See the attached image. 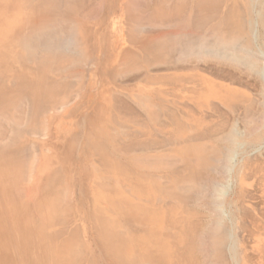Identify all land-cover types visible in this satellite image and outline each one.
Returning <instances> with one entry per match:
<instances>
[{
  "label": "bare ground",
  "instance_id": "bare-ground-1",
  "mask_svg": "<svg viewBox=\"0 0 264 264\" xmlns=\"http://www.w3.org/2000/svg\"><path fill=\"white\" fill-rule=\"evenodd\" d=\"M123 33L125 46L118 51L115 39ZM259 38H264V0H0V264L255 263L249 250L259 254L257 264H264V211L257 203L252 206L256 196L250 193V172L235 165L240 130L235 125L221 129V120L216 129L199 124L211 112L205 110L215 107L213 99L225 101L223 92H229L211 77L212 61L219 64L217 72L228 62L264 79ZM158 67L175 74L179 99L168 104L146 93L138 101L146 104L145 115L155 123L162 116L175 121L171 138L163 140L154 134L163 128L145 121L141 125V115L125 105V95H136L119 90L126 82L113 81L114 71H123L121 79L127 69L141 68L145 72L135 86L152 89L154 82L163 81ZM84 80L98 94L105 88L108 99L102 102L108 105L104 112L97 109L98 117L91 114L86 90L87 101L73 109L92 128L81 134L85 140L78 159L70 162L72 169L66 166L63 178L64 165L48 170L39 152L24 156L20 147L33 140V148L37 136L49 135L52 120L80 95ZM253 100L240 102H245L247 117L254 111ZM120 104L125 106L119 110ZM124 107L132 115L122 114ZM250 117L246 124L260 119L255 113ZM99 118L101 124L94 125ZM251 131L244 132L247 139ZM81 167L94 169L95 180H101L99 196L110 207L99 204V214L84 221L80 215L77 220L83 222L72 228L58 216L72 207ZM28 176L33 182L20 192ZM49 181L60 189L51 186L45 192ZM38 187L45 195L40 189L41 198L33 200ZM63 198L67 202L62 206ZM29 199L36 202L39 218L29 212ZM78 225L86 242L93 235L99 258L94 253L87 258Z\"/></svg>",
  "mask_w": 264,
  "mask_h": 264
},
{
  "label": "rangeland",
  "instance_id": "rangeland-1",
  "mask_svg": "<svg viewBox=\"0 0 264 264\" xmlns=\"http://www.w3.org/2000/svg\"><path fill=\"white\" fill-rule=\"evenodd\" d=\"M5 15H6V13H5ZM3 18H4V15H3ZM120 36H119V40H118V42H120L118 44V47H117L118 49L119 48H122L123 46H125V43H123L124 42V39H125L124 33H123V35L121 34ZM259 39H260L258 41L259 42L258 43L259 44V47L262 48V49H264L263 48L264 47V43H263L264 38H259ZM105 57L106 56L104 55L103 56V59L101 61L102 65L104 64V62L106 60ZM212 60H214V59H212ZM212 60L210 59L209 60L210 61L209 63H211ZM263 60H262V65H264V61ZM211 64H213V65L215 64L216 65V67L213 68V74L212 75H214V76H211V77L216 82H219L220 84H223V85L227 86L229 88L228 89L229 92H223L225 94V96H226L225 101H223V99H220V98L219 99H213V101L215 102L214 103V106H215L214 108H216V106H218V108L214 109L213 107H211L213 109H210L209 108L208 111L206 109L205 111L207 112V114H209V112L211 111L210 112L211 115L210 114L209 115H206L207 117L204 116L205 117V119L203 120L204 122L202 121L199 124H200V126L201 125L203 126L204 123L207 124V125H210L211 124L210 125L211 128H210V126H206V125L205 126L206 127H209L210 129H213V127H215V129H216V128H218V126L220 127V125H218V123H220V120H221V126H222V127H220L221 129H224V127L226 126L225 128L228 130V128L231 125H235L236 127L239 128L240 133H241V136H240L239 142L237 144V151H236L237 153H236V157H235V163L236 164L235 165H236L237 169L245 167L247 169V172H250V173H248V175L250 174L249 175L250 176V182L252 183V185L250 186V193L252 192L251 193L252 196H254V197L256 196L255 198L252 199V202H251L254 205H252V204L251 205L252 206H255L256 203H257L258 206L260 205L259 206L260 209H262V211H264L263 210L264 209V198H263V195H264V170L258 171L259 170V168H258L259 165H263V167H264V126H261V128H259L258 130H255V128L252 129L253 128V125L256 124V123H260V122L264 123V121L261 120L262 119V116L264 117V110H263V108H264V106H263V104H264V79L261 76H259L255 71L253 72L252 70L246 69L243 66H239V65L238 66L237 65L235 66L234 64H228V62H227L226 64L221 65V67L224 66V67H222L223 69L221 68V71L220 72H217L216 69L219 67L218 66L219 65L218 62L216 60H214V61H212ZM158 69L160 70L158 73H160L159 75H160L161 78H163V81L160 80L158 82V80H157V82H154L155 84H153V88H152L153 91L150 88H144L143 86H141V84H140L139 87L137 85L135 86V82L138 81V79H140L141 76L143 75L141 73H143L144 70L143 69L141 70V68H139V70H138V68L135 69V70L133 68V71L132 70L129 71L127 69L128 72H126V71H124V72H126L128 74H126L124 76H121V77H123L121 79H120V77H118V75L120 74L119 73V70L117 72L114 71L113 74L116 75L115 76L116 78L118 77V80L116 81V78L114 77V80L113 81H114V83L115 82H118L119 80H121V82L119 81L120 83H122L123 81L126 82L124 84L127 85V86H121L120 89H119L122 93L123 92L125 93V90L126 89H129V91H130L131 89L135 88L137 90V92H135V93L133 92L134 94H136L135 96L132 95L133 97H131V96L130 97H127V95H125L126 96V100L131 101V102L134 103L135 109H136V113L139 114V116L141 115L140 116L141 119L139 118L140 119V122H141L140 123L141 125L144 126L145 124H143L142 122L145 121V122H148L149 125H151V128H153V127H156V128L158 127L159 129L160 128L161 129L163 128V132H164V129H166L167 133H166V131H165V133H163V132H158L157 133V131L154 133L155 136H156L155 137L156 139L163 140V139L171 138L170 136H171V134L173 133V130H174L173 127H175V125H176L175 121H173V120L170 121V119H167L166 116H162L161 120H159L158 123L157 122L155 123L153 119H149V118H147L148 116L145 115V110L147 108V107H145L146 104L144 105V104H142L141 102L138 101V96H142L140 94H144L145 95L146 93H148L149 95H154V96L156 95L155 99L157 101H159V102L164 101V102H167L168 104H171V100L172 99L174 101H176L175 99H177V100L179 99L180 96H178V94H179L178 90H179V86L180 85L178 86L179 82L175 81V78L173 77V75H175V74L173 73V75H171L170 74L171 73V70H165V69L162 70V67H158ZM215 70H216V73H215ZM222 70H223V73H221ZM227 70H228L229 73H231V76L227 72ZM244 70H245V72H244ZM218 73H220V78L221 79L219 78V74ZM121 74L122 75L124 74L123 71H122ZM162 74L163 75L165 74L164 77H163ZM215 75H216V77H215ZM108 77H109V79H111L110 73L108 74ZM227 77H228V80L227 79L225 80V78H227ZM164 78L165 79L170 78V79L167 82L166 80H164ZM103 79H105V78H103ZM96 80H98V78H95V81L93 82L94 84H97ZM84 81H85V84L83 85V88L81 90L80 95L75 100H73L70 103V105H68L64 110H62L60 113H57V115L55 117V120L54 119L52 120L53 126L50 129V133H49V135L51 134L50 135V138H49V135H45V136L40 135V136H37L35 138V142H36L37 146H34L32 148L30 144H32L33 140H27V141L21 143L22 144V147H20V149L24 153V156H28V155L32 156L34 154V151H36L37 153L39 152V154L41 156V160L44 162L46 168L48 167V170H50L53 166H55L56 164H59V163L61 165H64V166L61 167V172H60L61 173L60 175L63 178L65 176L64 173L66 172V171H64V169L66 170L68 168V170H70V167H71L70 164L74 160L78 159L77 158L78 156H76V154L79 152V149L81 148V144H83V141H84V139L82 140V137H84V136L81 137L80 134H75V133L76 132L80 133V132H82V129L83 130H86V129L89 128V126H88V124L86 122V119L81 118L79 116L80 117V120L82 122L81 123L79 122V127L77 129H74V127H73V130H72L71 134L67 137V140L66 141L59 139V135H58L57 130L55 129V127L57 125L60 127V125H59L60 124V121L61 120L64 121L69 116L70 110H72L73 107L77 106L78 104L80 105L81 103H84L85 100L87 101V99L84 97V95H85V93L87 94L88 91H89V94H87L86 96H88V98H90L92 101L91 100L90 101L88 100L86 102V106H87L89 112L91 114H94L95 116L98 114V112L100 113V110L99 111L97 110V109H99V107L100 108L103 107V108H101V111L105 107L104 105L100 104V101L101 100L108 99V97L106 95H104L105 94V92H103V91H105V88L104 87L101 90L102 93H99L98 94L99 91L94 92V90H93L94 87H92V86L90 87L89 86V88H88V86L86 84V80H84ZM169 82H171V83H169ZM246 85H247V87H246ZM130 86H133V87L129 88ZM86 90H88V91H86ZM148 91H150V92H148ZM130 92H132V91H130ZM130 92H127V93H130ZM166 92H168L170 95L168 93H166ZM122 93H121V96L124 94V93L123 94ZM75 94H76V89H74L71 92V95L75 96ZM103 96H105V97L103 98ZM125 96L123 95L124 98H125ZM164 96H166V97H164ZM177 96H178V98H177ZM255 98H256V100H255ZM247 99H248V101L250 99L251 100L254 99L253 100V102L255 103L254 104L255 106L253 107L254 108V111H253V109H251L250 112H251V114H254L255 113L256 117H259L260 118V119H258V118H254L253 117L254 119H252V121L250 120L251 122L248 123V124H246V123L249 121V117L251 116V114H249L248 117H247L246 115L248 113H246V111L244 109L245 107L243 106V105H245V102H246ZM241 101L242 102L245 101L244 104L242 103L243 105L240 103ZM256 102H257V104H256ZM262 102H263V104H262ZM246 103H248V102H246ZM229 105H231V108H230ZM255 107H256V109H255ZM93 108H96V110L93 109ZM243 110H244V112H243ZM262 110H263V112H262ZM96 111H97V114H96ZM104 111L105 110H103L102 112H104ZM205 111L202 113V116L205 115V113H206ZM222 111H224V112H222ZM231 111H232V113H231ZM216 115H217V117H216ZM95 116H93V120H94V117ZM100 116H102L101 118H104V115H100ZM76 117H78V116H76ZM96 117H98V116H96ZM96 117H95V120H96ZM213 117H214V119H213ZM216 120H218V121H216ZM97 121H95L94 125L99 126L101 124L100 118ZM172 121L175 124H173ZM214 121H216V122H214ZM222 121L224 123L226 122L225 125H224V123H222ZM75 122H76V120H75ZM252 122H253V124H252ZM163 124H164V126H163ZM215 124H216V126H215ZM244 124L245 125H250V126H247L246 127ZM131 126L134 127V128H136V129H138V127L139 128H142L141 126H138V127L137 126H134V125H131ZM145 127H148V126L146 125ZM245 127L252 130L250 132L252 134V137L249 138V139H247L246 136L244 135V132L246 130H248ZM148 128H146V129H148ZM242 130H243V133L241 132ZM93 131L95 132V130H93ZM243 138H245V139H243ZM70 143H72V144L70 145ZM125 147H126L125 149H127L128 148V144H127V146L125 145ZM73 148H75V149H73ZM74 151H75V153H74ZM69 155H70V157H69ZM67 156H68V158H67ZM71 156H72V158H71ZM87 161H89V159ZM66 166H67V168H66ZM179 167H180V164H179ZM72 168L73 167H71V169ZM93 170L94 169L81 167L80 170H77L76 171L75 176L77 178V185L78 186L75 188L74 193L72 195L70 194L72 196V198L74 199V202L72 201L73 203L70 204V207L72 205L73 208L71 207L70 210L65 209L58 216V218L61 220L60 222H62L63 220H66V222H67L66 225L67 226H69V224L71 223L70 226H72V228L75 227V226L77 227V224H80V221H81V220H79V221L77 220V218L78 219L80 218V215H83V221H84L85 217L88 218V216L90 217L92 215L95 216V214H99L100 211H97V208H98V205L99 204H101L102 206H104L106 208V210H108L109 207H110L109 206L110 203L105 199L106 197H104V198L101 199L100 196H99V188H98L97 184L101 180L100 179L99 180H95V178L93 176V174L95 172H93ZM66 173H68V172H66ZM45 174H48V172L45 171ZM32 175H34V174H32ZM107 175H109V173H107L106 176ZM109 176H111V175H109ZM123 176H124V174L120 175L119 176L120 179H123ZM259 176H261V177H259ZM32 178H33V176H28V177H26V179H24L22 181L23 184L19 188V191L20 192L24 188V186H26L27 188H30L29 186H31V184L33 182V179ZM51 181H53V180H51ZM51 181H49V183H50L49 186L47 185L48 188L45 187L46 186L45 185L46 182H43L42 184H40L41 188H42V185H45V186H43V188L45 187L44 188L45 192L48 191V190H50V189H53L54 187H56V183L55 184H52ZM124 181L126 183H128L126 180H124ZM88 183H89V185H87ZM57 184H58V182H57ZM60 184H61V187H63L65 185L64 181L59 182V185ZM148 185H149V183H148ZM5 187H12V185L6 184ZM41 188L38 187V190H36V192L33 194V197H31L32 199L33 198L34 199H37V197L38 198H41L40 194H43V192H44V190L42 191ZM56 188L58 189L59 186H57ZM40 189H41V191H40ZM91 190H92V193L90 194V191ZM39 191H40V194H39L40 197L38 196ZM36 193H37V196H36ZM106 193H109V195L111 194L110 191H108V190H107ZM44 195L45 194H43L42 196H44ZM34 196H36V198ZM63 197H64V195H63ZM30 200L31 199H29V205H28V208H30V211L29 212L33 213V215L36 218H39V214H38V212L36 211V208H35V206L37 204H36V202H33V201L30 202ZM102 200H103V202H102ZM63 202L66 203L67 201H65V199L63 198L61 200V205L62 206L65 205ZM32 206H33V208H32ZM4 215H5L6 220H8V217L10 218V216L7 215L6 212H4ZM40 216H41V214H40ZM86 220H88V219H86ZM83 221H81V222H83ZM75 222H77V223H75ZM90 222L91 221L89 220V224H90ZM80 225H78L79 228H77L76 231H78V230L80 231V233L78 232L80 235L79 234L78 235L81 236L80 238H81V240H83V244L85 243V248L87 249L86 253L88 254V255H86V254L85 255L87 256V258H89V257L91 258L92 253H94V257L99 258L98 251L95 252L94 247L92 246V241L94 239L93 238V235L90 234V237H88L90 241L89 242H86L85 241L86 238H84V235L82 233V226L80 227ZM91 250H93L94 252H91ZM227 252L228 251H226L225 254L228 257V255H227L228 253ZM250 253H251V256L252 257H254L253 255L256 256V257H254L255 258L254 260H255V263L257 264V259H258L257 256L259 254L256 251H253V250H249V254ZM82 257H83L82 254H79L77 256V260L78 261H81L82 260ZM255 263H254V261L251 262V264H255ZM101 264H104V262L101 263ZM226 264H229V263H226ZM260 264H263V263L261 262Z\"/></svg>",
  "mask_w": 264,
  "mask_h": 264
},
{
  "label": "crops",
  "instance_id": "crops-1",
  "mask_svg": "<svg viewBox=\"0 0 264 264\" xmlns=\"http://www.w3.org/2000/svg\"><path fill=\"white\" fill-rule=\"evenodd\" d=\"M115 40H119V38H117V39H115ZM117 50L119 51L120 50V48L118 49L117 48ZM134 86V85H133ZM133 86H130L129 88H131V87H133ZM111 88H113V86H110V87H108V89H111ZM126 92H130V91H132V92H137V90L135 89V88H133V89H131L130 91H129V89H126L125 90ZM140 92V91H139ZM105 96H103V98H104ZM122 98H124V97H122ZM128 103H129V105H128ZM100 104H103L105 107H104V110H105V108H107V102L105 103V102H102V100L100 101ZM107 104V105H106ZM121 105V104H120ZM126 106L128 105V106H130L133 110H134V114H135V112H136V109H135V105H134V103L133 102H131V101H128L127 102V104H125ZM124 104H122L121 106H119V110H120V108L121 107H123V106H125ZM128 106H127V108H128ZM125 109H126V107H124ZM131 108H128V109H131ZM76 110V109H80V107H79V104L77 105V106H75V107H73L72 108V110H70V113H69V118L67 117L64 121L63 120H61L60 121V127L57 125L56 127H55V129L57 130V133H58V135H59V139H61V140H64V141H66L67 140V137L71 134V132H72V130H73V127H74V129H77L78 127H79V122L81 123L82 121L80 120V117L79 116H81L80 115V112H76V113H74L73 111L74 110ZM121 109L122 111H123V113L122 114H125L124 113V111H126V113L128 114V116H129V114L131 113V115H132V112H130V113H128V110L126 109ZM129 111H131V110H129ZM72 115V116H71ZM76 116H78V117H76ZM130 118V117H129ZM75 120H76V122H75ZM129 120H131V118L129 119ZM62 124V125H61ZM74 125V126H73ZM89 126V125H88ZM126 127H128V126H126ZM92 127H90L89 126V128L88 129H86V130H83L82 129V132H80V133H78V132H76L75 134H82L84 131H87V130H90ZM118 130V129H117ZM84 134V133H83ZM81 137H82V135H81ZM82 140H83V137H82ZM85 140V139H84ZM122 141H126L124 138H122ZM127 143V142H126ZM82 145V144H81ZM68 146V145H67ZM73 149H75V148H73Z\"/></svg>",
  "mask_w": 264,
  "mask_h": 264
}]
</instances>
